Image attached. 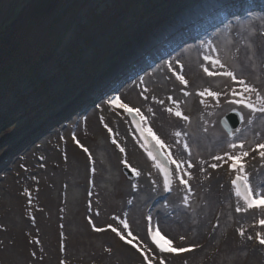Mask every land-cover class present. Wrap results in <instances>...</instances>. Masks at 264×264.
I'll list each match as a JSON object with an SVG mask.
<instances>
[{
    "label": "rangeland",
    "instance_id": "rangeland-1",
    "mask_svg": "<svg viewBox=\"0 0 264 264\" xmlns=\"http://www.w3.org/2000/svg\"><path fill=\"white\" fill-rule=\"evenodd\" d=\"M38 1L0 0V264H102L105 260L100 255L107 249L104 241L109 240L110 225H107L111 221H102L99 214L104 209L115 208L110 218L117 216L123 208L124 197L117 184L122 177L127 186L133 182V176L125 167L112 164L105 140L99 133L95 135L99 148L83 146L87 149V152L81 150L84 162H72L76 171H71L69 177L63 172L55 173L53 167L44 171L38 169L49 159L47 144L57 135L64 134L67 124L80 125L103 101L114 95L112 91L103 93L102 89L112 86V79L119 78L121 70L127 74L118 94L145 73L156 72L164 60H172L173 55L185 47L202 43L235 20L255 28V22L249 17L253 14L261 16L264 9L245 6L241 11L235 9V13L228 10L222 17L218 12L212 20L206 18L208 14L199 17L198 33L186 36L151 61L148 54H141V57H148L146 65L133 74L136 72L133 62L136 55L129 59L133 53L130 50L134 46L132 40L141 37L147 26L164 28L155 25L157 19L186 0H69L55 20L48 17L25 20V13ZM206 2L203 0V4ZM158 21V25L161 24ZM125 56L127 62L124 60V63ZM131 98L134 101L131 106L139 107L135 97L131 95ZM226 136L230 141L232 135ZM244 150L251 151L250 148ZM178 155L184 157L181 151ZM5 161L8 164L3 165ZM24 171L29 177H37V189L46 185V204L39 203L35 224L28 211L19 206L25 201L24 195L17 194ZM89 188L90 192H86ZM260 189L264 193V185ZM140 201L134 197L135 218L129 222V231L136 241H142V215L148 213L154 218L155 227L166 233L174 246L195 250L172 256L169 258L172 261L165 260L166 264L264 263V258L256 263L247 261L248 244L251 253L252 250L260 253V247H254V238L246 237L250 220L240 226L247 247L237 246L233 240L228 201L223 205L227 209L224 220L221 215L219 217V211L214 214L208 237L201 240V244L192 243L190 237L181 240L179 234H174L165 224V209L159 203ZM190 205L186 204L183 212H188ZM31 213L34 215V205ZM57 224L60 233L53 237L46 225L55 228ZM93 225L105 231L95 232ZM88 235L90 239L86 237ZM73 236L78 239L74 247L70 242ZM26 244L32 247L31 253L25 254ZM97 258L98 262H95Z\"/></svg>",
    "mask_w": 264,
    "mask_h": 264
},
{
    "label": "bare ground",
    "instance_id": "bare-ground-1",
    "mask_svg": "<svg viewBox=\"0 0 264 264\" xmlns=\"http://www.w3.org/2000/svg\"><path fill=\"white\" fill-rule=\"evenodd\" d=\"M242 1L244 0H211L201 5V9L199 7L200 17L208 14L206 18L212 20L218 12V16L222 17L229 12L228 10L235 13L236 10H243L245 6H257L262 10L264 9V0H245L243 3ZM182 4L183 6L173 7L170 14L166 13L157 19L155 25L165 26L164 28L151 29L147 26L148 28L145 29V33L141 37L138 36L135 40H132L135 48L131 56L136 55V59L133 61L136 72L133 74L140 72L146 65L148 57H141V53L148 54L150 56L149 61H151L175 47L186 36H191L200 31L197 24L200 23L201 19L196 14H189V9L185 6L184 1ZM183 15L184 25L182 28L181 25L175 24L173 19L180 18ZM170 18L172 20L166 22ZM250 19L251 22H255V28L235 20L231 22L230 26H225L215 31L208 39H204L202 43L196 46L190 45L178 53L175 52L177 54L173 55L172 60H164L163 65L159 66L156 72L145 73L119 94L117 92L120 91L126 80L125 74L127 73H124L123 70L119 72V78L115 77L112 79V86L102 89L103 93L112 91V94H118L121 101L127 103L129 107H132L131 105L134 102L131 95L135 97L139 107L134 109L140 110V113L143 114L147 121L145 126L150 128L163 141L167 149L166 154L170 153L172 158L181 164V175L178 179L186 180L188 188L176 182L173 184L168 196L162 194L160 179L156 171L153 170L151 164L142 155L140 144L130 130L127 120L120 113L117 114L118 112L106 106L108 98L92 112V115L87 120H83L77 126L73 125V123L67 124L64 134L57 135L52 139L51 143L47 144L46 152L49 159L45 166L38 169L44 171L46 168L52 169L53 167L55 173L63 172L69 177L71 171H76V168L72 166V162H84V155L81 153V150L84 151L83 146H88L91 149L94 146H98L95 135L99 133L105 140V147L110 154L109 157L112 164L114 163L118 168H123V162L126 161L139 172L138 176H133L130 172L133 176V182L129 185L123 184L124 180L122 177L120 184H117L120 194H124L121 201L123 208L119 209L121 210L119 211L120 213L118 212L117 216L110 218V215L116 209L108 208L104 209L108 214L104 211L99 214V218L102 221H111L107 226L116 227L123 235L131 239L127 232L123 231V222L126 220L129 225V231V222L135 218L133 199L137 197L141 200L140 203H159V206L165 209L166 214H163L165 224L174 234H179L184 238L190 237L192 243L201 244V240H205L208 237L207 232L212 226L214 214L219 211V217L221 215V219L224 220L227 209L223 205L228 201V210L231 212L233 220V240L237 246L247 247L246 238H242L237 231L245 220L251 221L250 229L246 232L247 236L245 234L246 237L252 236L256 239L258 232L261 236H264V227L262 228L259 223L261 219H264L263 210L236 211L238 206L241 208L243 206L233 197V191L229 187V181L233 175L227 172V165L231 161H228L225 156V153H236L229 147L232 142L237 144L243 142L245 149L250 148L249 156L243 159L245 172L253 190L261 191L260 187L264 185V158H261L258 152L253 151V149L258 144L264 143V113L257 112L252 114L247 109L227 103L228 100L233 98L231 90L236 89L239 91V85L235 84L231 78L209 77L202 70L203 67H206L209 71H216L209 63L203 60V57L209 54L218 56L228 70L232 71L237 78L244 79L247 84L255 87L261 95H264V13L261 16L253 14L249 17ZM158 20L161 22L159 25ZM169 34L170 36L165 38ZM153 39L155 40L153 41ZM208 41H212V46L217 49L216 53H211L210 49L202 46ZM145 42L151 48L142 51L145 49L143 45ZM156 46H159V49ZM183 59H185L184 63L182 62ZM169 64H171L173 71L183 75L188 81L187 87L180 84L172 72L168 70ZM120 66H123V64ZM205 88L218 92L220 95L215 100L211 97H200L197 95L198 92L203 91ZM185 91L189 95L185 96ZM85 94L86 92L84 91L83 96ZM201 99H204L203 104L200 103ZM252 99L255 101V94H252ZM167 108H172L173 112L180 111L188 119L184 120L169 113L166 110ZM233 109L243 115L244 121L238 126L240 131L232 132V138L228 141L226 136L228 133L222 126V120L230 113H235ZM249 119L252 120L251 124L248 123ZM176 132L181 133V135L176 136ZM77 141L80 146L77 145ZM185 143L188 145V151L184 149ZM121 148L124 149V152L120 151ZM180 151L183 152L184 157L178 155ZM215 156H222L224 160L216 161L214 159ZM184 159L186 162H184ZM189 163L192 165L191 168L188 167ZM212 164H217L218 167L213 169L210 167ZM184 172L189 175H184ZM20 179L21 188L18 189V183H16L17 194L19 196L24 195L25 201L20 204L18 202V204L28 211L31 220H35V224L37 222L35 216H38L37 208H39V203L46 204V185L37 189V177H29L25 171ZM85 180L88 181V177ZM133 185L136 187L133 188ZM84 187L86 188V184ZM86 192H90V188ZM185 196L188 197L187 204L191 203L189 207L187 206L188 209L186 208L187 210L190 209L188 212H183L186 205L184 202ZM105 203L109 205L110 202ZM33 205L34 215L31 213ZM146 217H151V223L147 225L156 230L154 218L149 216L148 213H144L142 218ZM46 228L49 233L52 231L53 237L54 235L58 236V233H60L58 224L55 228L48 225H46ZM52 228L53 230H51ZM144 228H146V225L140 226L144 237H142V241L134 240V242L142 251L147 249L145 255H156L157 259L150 261V264H159L161 258L169 259L170 257L157 253L148 245L144 236ZM110 233L109 243L104 241L107 249L100 255L105 260L102 264H144L143 257L133 254L136 249L131 251L130 248L120 245L119 237L115 233L112 234L111 230ZM161 235L165 239L172 241L162 230ZM86 237L90 239V235ZM64 238H66L65 233ZM70 239L71 245L74 247L78 243V239L76 236ZM173 247L176 246L173 244ZM24 248H26L25 254L32 252L31 246L26 244ZM83 249L87 251V249ZM252 252L249 251L248 244L247 261L253 263L260 261L264 258V245L260 248V253L257 254L253 250ZM108 257L109 262L107 261ZM98 258L95 262H98ZM168 261H172V259Z\"/></svg>",
    "mask_w": 264,
    "mask_h": 264
},
{
    "label": "snow or ice",
    "instance_id": "snow-or-ice-1",
    "mask_svg": "<svg viewBox=\"0 0 264 264\" xmlns=\"http://www.w3.org/2000/svg\"><path fill=\"white\" fill-rule=\"evenodd\" d=\"M206 49H210L211 53H216L217 49L212 46V41H208L207 43L202 45ZM203 60L207 63H209L213 69H216V71H209L208 68L203 67L204 73L209 77H225V78H231V80L239 85V91L236 89L231 90L232 99L228 100L227 103L231 105H236L238 107H242L244 109H247L250 113L255 114L257 112L264 113V95H261L257 89L245 82L244 79L237 78V76L228 68L226 65L220 60L218 56L214 55H205L203 57ZM168 70L172 72V74L175 76V78L180 82V84L187 87L188 81L184 78L183 75L178 74L176 71H173L171 64L168 65ZM182 70V69H181ZM147 91V89H145ZM252 94H255V101L252 99ZM184 95L187 96L189 93L187 91L184 92ZM197 95L200 97H211L212 99H217L220 93L211 91L207 88H205L203 91L198 92ZM171 99V97H169ZM106 103L113 109H123L125 112L128 113L129 116L132 117V121L137 129V131L140 133V138L145 141L144 144L141 145V147L144 148L145 152L148 155V158L152 160L153 166L157 168L160 172V174L163 176L164 180V191L169 192L171 190V172L169 170L170 164L176 165V173L175 175L177 177H180L181 172V164L174 160L170 153L166 154L167 149L165 147V144L163 141H161L150 128H147L145 125L147 124V121L143 114L140 113L139 109H134L132 107H129L127 103H123L121 101V98L119 96L111 97L106 101ZM201 104L204 103V99H201ZM169 113L174 114L177 117H180L181 119L187 120L188 117L182 115L180 111L173 112L172 108L166 109ZM151 111V109H149ZM235 116L239 117L240 122L244 121L243 115L239 111H235ZM119 114V113H117ZM225 127H227L228 121H223ZM248 123L251 124L252 120L249 119ZM233 127L235 128V124H233ZM235 131L239 132V128H235ZM231 131L229 132V135H231ZM176 136H180L181 133L176 132ZM75 139V137H73ZM179 143V141H177ZM115 143V141H113ZM77 145H79V142L77 141ZM232 149H239L238 152L235 154H228L225 153V156L227 157L228 161H231V164L229 165L231 170H234L236 172L235 179L232 180V185L235 189V195L239 200L243 201L244 207H237L236 211H248L249 209L253 208H264V193L261 191H254L253 188L250 186L248 175L245 172V163L243 162V159L245 157L249 156V152L244 150V143L241 142L239 144L232 142L229 145ZM185 151H188V145L185 143L184 145ZM85 152H87V149H83ZM121 152H124V149H120ZM253 151L258 152L259 156L261 158H264V143L258 144L256 148L253 149ZM91 159V157H89ZM214 159L216 161H222L224 160V157L222 156H215ZM124 167L128 169L133 176H138L139 172L132 168L126 161L123 162ZM188 167L191 168L192 165L189 163ZM213 169L217 168V164L210 165ZM184 175H189L187 172H184ZM180 183L185 186V188H188V183L184 179H180ZM136 186L133 185V188ZM190 191V190H189ZM188 197H184V202L187 204ZM149 223H151V217L148 218ZM89 223L91 224L92 221L89 220ZM260 225L264 227V219H261L259 221ZM110 230L115 233L117 237L121 241H123L125 244H131L133 248L136 249L138 253L144 258V264H150V261H154L157 259L155 254L145 255V252L147 249H144L143 251L141 248L137 247L136 244L132 243V241L136 240L137 238L132 235L130 231H128L129 225L125 221L123 222V231L127 232L128 236L131 237V240L126 239L125 235L122 234L121 231H119L116 227L109 226ZM93 231L95 232H103L105 231L104 228H99L93 225ZM238 234L243 237L244 236V230L238 229ZM148 236L151 238L152 244L155 245L156 249L159 250L160 254L165 253H171L173 255H178L180 253L185 252H191L193 249L191 247L185 248V247H173V242L170 239H165L163 235H161V230L157 228L155 231H153L152 227L150 226L148 228ZM184 237H181V240H183ZM247 239L251 240L253 239L252 236H248ZM256 239L260 245H264V236H261V234L258 232L256 234ZM163 241V243H161ZM167 245V247H165ZM159 264H166L165 259L161 258L159 260Z\"/></svg>",
    "mask_w": 264,
    "mask_h": 264
},
{
    "label": "trees",
    "instance_id": "trees-1",
    "mask_svg": "<svg viewBox=\"0 0 264 264\" xmlns=\"http://www.w3.org/2000/svg\"><path fill=\"white\" fill-rule=\"evenodd\" d=\"M67 1L69 0H39L28 13H25V20H39L44 17H48L50 20H55L57 17L56 14L63 9V6L67 5ZM10 40L11 39H9V41ZM29 71H26V73Z\"/></svg>",
    "mask_w": 264,
    "mask_h": 264
},
{
    "label": "water",
    "instance_id": "water-1",
    "mask_svg": "<svg viewBox=\"0 0 264 264\" xmlns=\"http://www.w3.org/2000/svg\"><path fill=\"white\" fill-rule=\"evenodd\" d=\"M223 121H228L227 127H225ZM240 123V119L239 117L235 116V113H230L226 118L222 120V126L228 134L230 131L232 132L233 130H235V128H237ZM233 124H235V128L233 127Z\"/></svg>",
    "mask_w": 264,
    "mask_h": 264
}]
</instances>
